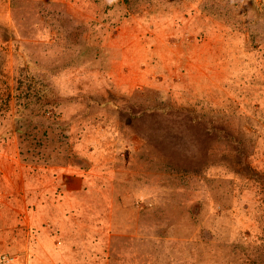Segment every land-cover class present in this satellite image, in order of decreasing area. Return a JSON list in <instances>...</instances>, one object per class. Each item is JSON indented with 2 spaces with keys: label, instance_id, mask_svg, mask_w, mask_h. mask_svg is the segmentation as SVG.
<instances>
[{
  "label": "rangeland",
  "instance_id": "374dc122",
  "mask_svg": "<svg viewBox=\"0 0 264 264\" xmlns=\"http://www.w3.org/2000/svg\"><path fill=\"white\" fill-rule=\"evenodd\" d=\"M12 153L85 177L42 264H264V0H0Z\"/></svg>",
  "mask_w": 264,
  "mask_h": 264
},
{
  "label": "crops",
  "instance_id": "0c3cea01",
  "mask_svg": "<svg viewBox=\"0 0 264 264\" xmlns=\"http://www.w3.org/2000/svg\"><path fill=\"white\" fill-rule=\"evenodd\" d=\"M5 159L0 163V249L15 255L19 264L57 261L53 255L59 256L62 250L48 245L44 226L57 220L56 212H66L85 177L78 172L57 176L61 190L54 193L48 188L49 173H42L41 179L34 178L14 153L5 154ZM34 182H41V188L30 189Z\"/></svg>",
  "mask_w": 264,
  "mask_h": 264
},
{
  "label": "built area",
  "instance_id": "2783aa9c",
  "mask_svg": "<svg viewBox=\"0 0 264 264\" xmlns=\"http://www.w3.org/2000/svg\"><path fill=\"white\" fill-rule=\"evenodd\" d=\"M1 192V191H0ZM17 257L0 249V264H16Z\"/></svg>",
  "mask_w": 264,
  "mask_h": 264
}]
</instances>
